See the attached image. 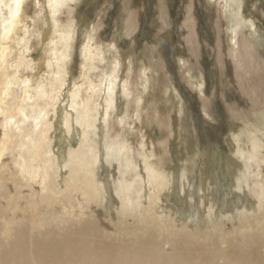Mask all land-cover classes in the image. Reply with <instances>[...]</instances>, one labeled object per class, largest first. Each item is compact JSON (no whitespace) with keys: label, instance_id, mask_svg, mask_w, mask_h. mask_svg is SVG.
I'll return each instance as SVG.
<instances>
[{"label":"rangeland","instance_id":"1","mask_svg":"<svg viewBox=\"0 0 264 264\" xmlns=\"http://www.w3.org/2000/svg\"><path fill=\"white\" fill-rule=\"evenodd\" d=\"M9 3L0 12V119L9 120L0 133L27 135L18 157L33 151L32 138L41 160L61 166L46 192L30 190L37 173L20 167L29 186L3 189L1 220L12 213L11 224L24 219L31 232L47 220L59 239L82 219L118 225L74 233L41 264H264V0H67L54 13L51 0ZM16 3L21 16L3 22ZM89 81L96 92L84 118L69 91ZM69 152L96 158L92 173L79 162L96 186H82L80 172L70 180ZM147 159L169 179L165 203L136 199ZM120 182L133 188L118 199Z\"/></svg>","mask_w":264,"mask_h":264},{"label":"bare ground","instance_id":"2","mask_svg":"<svg viewBox=\"0 0 264 264\" xmlns=\"http://www.w3.org/2000/svg\"><path fill=\"white\" fill-rule=\"evenodd\" d=\"M66 1L67 0H51V6H52L53 13L56 12L58 10V7H60L61 4L65 3ZM16 2H18V0H16ZM9 7H10L9 0H0V12L2 14H3V10ZM15 7H16L15 8L16 10L13 13V15H11L10 17H6V16L3 17L2 15L3 22L8 20V18H11V21L14 22L17 18L21 16L20 12L22 11V9L20 11V4L16 3ZM69 23H67V25H65L64 28L61 30L59 40H61L60 42H62V44L63 43L66 44L71 37L70 33L72 31L71 29L72 25H71V22ZM56 61H57L56 67L58 69L57 77L59 80L61 79V77H64V75L62 76L61 74L63 72L62 63L64 61L63 59H60V60L56 59ZM95 92H96V86L93 85L91 81L88 82V87L86 90L85 88L83 90V85L79 87L77 86V90L69 91L70 100H71L70 106L74 108L76 105H83L84 112H85L84 118L90 117V114L87 111V108H89L87 104L91 103V97L89 96H91ZM3 114L6 115V112L4 111ZM17 114L22 115V111L19 110ZM8 117H11V116L9 115ZM84 118H82L81 120L84 121L85 120ZM8 122L9 120L7 117L4 118V120L0 119V125L7 124ZM17 122H21V120L19 119L17 120ZM65 123H66V129L71 130L73 119L71 117H68L66 118ZM26 137L27 135L21 138L19 135H16L13 131L12 133H9L8 131H5L4 133H0V231L2 227L5 225V222L2 221L1 218L7 216L5 209H4L5 208L4 204L10 202V199L7 198L3 189L13 188V187H18V188L27 187L28 188L29 183H30L29 180L23 181L26 178V175L20 174V167L23 168L25 171L30 170L31 172H33V174L37 173L36 175H34L36 176V178L34 179L39 180V182L37 181L39 185L38 187H35V185L31 184L29 188L30 190L36 191L38 190L39 187H41V190L43 192H46L43 187H49L48 185L50 183L49 179H54L55 177L54 174L59 170L61 166V164H59L60 163V161L58 160L59 158H52V159L47 158L46 159L47 156H45L44 159L42 158L43 160H41L35 148V143H34L35 141L32 138L31 139L28 138L29 140H28V145H27V149L33 150V151L28 150V155H30L31 157H29L27 154H24L18 157L14 152L16 151V147L19 144H22ZM32 143L33 145H31ZM91 156L92 155L90 154L88 156H84L76 152H69L66 165L69 167V170L71 173L70 180H74L72 176H75L76 174H73V173H77L76 175L77 177V176H80L78 174V172H80L83 177V179L80 180V183L82 186L84 185L83 181H88L89 183L93 181L91 185L92 186L97 185L95 179L92 176L90 175L87 176L85 174L86 171L88 173H92L91 171L92 163L93 161L96 160V158L93 157L92 159H90ZM87 159L88 161H86V164H85L86 167H85V172H84L83 168L80 167L79 162L83 161L84 163L85 160ZM38 163H41V167L39 171H38ZM144 164H145L144 166L145 173L147 177H139L140 179L138 181V186H137L139 193L137 194L136 199L142 198L146 195H152L156 197L158 202L161 201L165 203L167 201V196H166L167 193L164 187L167 186L169 183L168 177L166 176L164 172H159V174H157L155 170L156 168L150 163L148 159H147V162ZM48 174H49V179L47 177ZM148 178H150V180ZM133 182H120L119 183L120 187L115 191V196L117 198L121 197L122 194L125 193L126 188L128 190L133 188V184H132ZM52 188L53 186L48 188V190L52 191ZM147 188H150V189H147ZM125 197H126V204L124 207H130L128 205L129 197L128 196H125ZM46 200L49 202L52 201L49 195L46 197ZM144 200L145 199H143V201ZM49 211H52V210H49ZM166 212L169 215L171 220L177 221V219L174 216L168 213V210H166ZM13 221H14L13 214L10 213L9 222L6 223V225L4 226V230L10 234L12 239L9 241L8 244H5L0 237V264H41L42 258L54 256L57 251V245L61 244L62 240L63 241L71 240L73 238L74 233L76 232H85L91 226L94 228H101L105 226L113 230L118 229V225L116 224V222L114 224L105 225L102 223H107V222H105L103 219H100L99 217H98V220L95 222H93L92 220L90 222L85 219H82L79 221L78 225L74 229L70 225H66L65 229L63 230L61 234V239H59L56 236V226L51 224L50 221L43 220L39 222L37 229L34 232L30 231L29 223L26 220L21 219L19 223L11 224ZM66 221L69 222V219H66ZM246 246L250 247V244H246ZM178 248L179 247L177 245L172 246V249L174 251H176ZM239 250L242 253H244V250H242L240 246H239ZM125 251L128 254H131V246L128 247ZM162 258L167 259L166 256L159 257V259H162ZM121 264H131V259L128 261L122 262ZM174 264H179V263H174Z\"/></svg>","mask_w":264,"mask_h":264},{"label":"trees","instance_id":"3","mask_svg":"<svg viewBox=\"0 0 264 264\" xmlns=\"http://www.w3.org/2000/svg\"><path fill=\"white\" fill-rule=\"evenodd\" d=\"M221 110V109H220Z\"/></svg>","mask_w":264,"mask_h":264}]
</instances>
